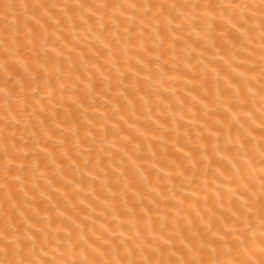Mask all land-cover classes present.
<instances>
[{"label": "bare ground", "instance_id": "bare-ground-1", "mask_svg": "<svg viewBox=\"0 0 264 264\" xmlns=\"http://www.w3.org/2000/svg\"><path fill=\"white\" fill-rule=\"evenodd\" d=\"M264 264V0H0V264Z\"/></svg>", "mask_w": 264, "mask_h": 264}, {"label": "snow or ice", "instance_id": "snow-or-ice-1", "mask_svg": "<svg viewBox=\"0 0 264 264\" xmlns=\"http://www.w3.org/2000/svg\"><path fill=\"white\" fill-rule=\"evenodd\" d=\"M20 264H23V262L21 261Z\"/></svg>", "mask_w": 264, "mask_h": 264}]
</instances>
